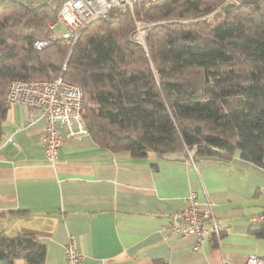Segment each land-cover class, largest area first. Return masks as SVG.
<instances>
[{"label":"trees","instance_id":"obj_1","mask_svg":"<svg viewBox=\"0 0 264 264\" xmlns=\"http://www.w3.org/2000/svg\"><path fill=\"white\" fill-rule=\"evenodd\" d=\"M160 0L134 13L150 22L140 40L129 8L87 23L76 41L50 38L57 9L23 0L0 4V141L12 79L62 76L83 88L91 138L133 157L194 151V158L242 156L263 165L264 0ZM154 24V25H153ZM264 239V223L251 227ZM212 242V241H211ZM217 246V243H214ZM46 243L0 232V258L44 264Z\"/></svg>","mask_w":264,"mask_h":264},{"label":"crops","instance_id":"obj_2","mask_svg":"<svg viewBox=\"0 0 264 264\" xmlns=\"http://www.w3.org/2000/svg\"><path fill=\"white\" fill-rule=\"evenodd\" d=\"M40 112V111H39ZM12 104L0 141V232L46 243L44 264H66L74 237L83 264H244L264 255L251 227L264 216V167L242 156L167 160L133 157L65 133L51 165L40 137L44 119ZM9 136L14 142L4 144ZM195 192L210 199L223 229L217 246L172 233L171 219ZM0 264H9L0 258ZM14 264H31L17 259Z\"/></svg>","mask_w":264,"mask_h":264},{"label":"built area","instance_id":"obj_3","mask_svg":"<svg viewBox=\"0 0 264 264\" xmlns=\"http://www.w3.org/2000/svg\"><path fill=\"white\" fill-rule=\"evenodd\" d=\"M6 0H0L2 4ZM26 4L35 6L45 3L57 9V18L50 24L53 36L38 38L34 47L42 49L50 45L53 39L61 38L73 44L81 29L92 20L111 9L129 8L134 16V7L143 2H158L160 0H23ZM63 25V30H57ZM139 39L144 40L139 27ZM5 102L24 104L29 107V123L44 119L45 125L41 133V143L47 161L55 165L58 149L64 141V135L78 137L89 134L84 123L83 88L80 84L71 83L62 76L51 79H12L8 85ZM40 111V112H39ZM14 142L9 136L4 144ZM186 153L193 158L194 151L186 147ZM264 167V152L263 165ZM264 221V216H259ZM170 228L173 234L191 236L195 239L197 249L205 242L219 243L223 229L213 209V203L208 198L200 201L195 192L186 198L182 208L171 219ZM66 264H83L82 252L75 246L74 237L65 246ZM244 264H264V255L252 254Z\"/></svg>","mask_w":264,"mask_h":264},{"label":"rangeland","instance_id":"obj_4","mask_svg":"<svg viewBox=\"0 0 264 264\" xmlns=\"http://www.w3.org/2000/svg\"><path fill=\"white\" fill-rule=\"evenodd\" d=\"M236 0H223L221 5H225L229 2H235ZM208 16V15H207ZM207 16H196V17H190L187 19H181V20H165V21H157V22H150L145 16L143 15H137L135 13V15L133 16L135 25H137V27L140 28L142 34H144V37H146V32L148 31V28L150 27L148 24L154 23V24H159V23H169V24H173V23H183V22H191V21H197V20H202ZM52 24V23H50ZM49 24V25H50ZM153 24V25H154ZM64 26L63 25H59L57 27V30H63ZM139 36V34H138Z\"/></svg>","mask_w":264,"mask_h":264},{"label":"water","instance_id":"obj_5","mask_svg":"<svg viewBox=\"0 0 264 264\" xmlns=\"http://www.w3.org/2000/svg\"><path fill=\"white\" fill-rule=\"evenodd\" d=\"M104 17L108 16V13L103 14ZM162 158L167 159V160H180L183 161L186 159V156L184 153L179 152V153H171V154H164L162 155Z\"/></svg>","mask_w":264,"mask_h":264}]
</instances>
